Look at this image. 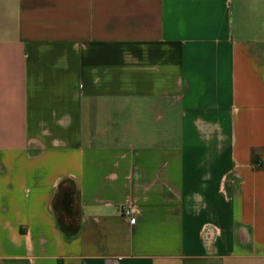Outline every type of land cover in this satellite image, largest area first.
I'll return each mask as SVG.
<instances>
[{
    "label": "crops",
    "instance_id": "0c3cea01",
    "mask_svg": "<svg viewBox=\"0 0 264 264\" xmlns=\"http://www.w3.org/2000/svg\"><path fill=\"white\" fill-rule=\"evenodd\" d=\"M0 264H264V0H0Z\"/></svg>",
    "mask_w": 264,
    "mask_h": 264
},
{
    "label": "built area",
    "instance_id": "2783aa9c",
    "mask_svg": "<svg viewBox=\"0 0 264 264\" xmlns=\"http://www.w3.org/2000/svg\"><path fill=\"white\" fill-rule=\"evenodd\" d=\"M125 214H126L127 216H129V215H130V210L125 211Z\"/></svg>",
    "mask_w": 264,
    "mask_h": 264
}]
</instances>
